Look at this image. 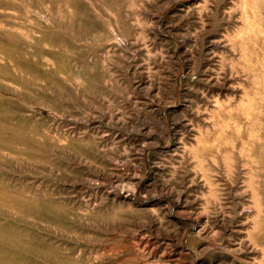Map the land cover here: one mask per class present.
I'll return each mask as SVG.
<instances>
[{
	"label": "rangeland",
	"instance_id": "374dc122",
	"mask_svg": "<svg viewBox=\"0 0 264 264\" xmlns=\"http://www.w3.org/2000/svg\"><path fill=\"white\" fill-rule=\"evenodd\" d=\"M0 264H264V0H0Z\"/></svg>",
	"mask_w": 264,
	"mask_h": 264
},
{
	"label": "bare ground",
	"instance_id": "6f19581e",
	"mask_svg": "<svg viewBox=\"0 0 264 264\" xmlns=\"http://www.w3.org/2000/svg\"><path fill=\"white\" fill-rule=\"evenodd\" d=\"M205 75H204V77H205ZM77 79H81V78L77 77ZM76 81H78V80H76ZM148 81L149 82H147L146 85H149L147 87L152 91L154 86H153L152 82L150 81V79H148ZM148 83H150V84H148ZM173 85H175V84H173ZM151 110H152V113H153V116H154V118L151 119V120L158 125V127L160 128L162 133L165 135L166 129H165V125H164L163 119L160 118V111L159 110H154L153 107H151ZM191 123H192L191 121L186 120L185 117H182L179 120V125L178 126H174V130L177 131L178 134L181 137V139H178L179 141L175 145V155L178 156V159H181V160L185 159V156L188 155L189 153L193 154L194 148L199 143L198 134H199L200 130H199V128L197 126L193 127L191 125ZM166 136L167 135H165V138L168 141V138Z\"/></svg>",
	"mask_w": 264,
	"mask_h": 264
}]
</instances>
